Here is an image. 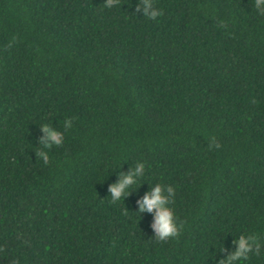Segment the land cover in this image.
Returning a JSON list of instances; mask_svg holds the SVG:
<instances>
[{
    "label": "trees",
    "instance_id": "trees-1",
    "mask_svg": "<svg viewBox=\"0 0 264 264\" xmlns=\"http://www.w3.org/2000/svg\"><path fill=\"white\" fill-rule=\"evenodd\" d=\"M103 2L0 0V264H222L241 235L259 245L243 264H264V14ZM156 183L174 189L166 240L137 212Z\"/></svg>",
    "mask_w": 264,
    "mask_h": 264
},
{
    "label": "clouds",
    "instance_id": "clouds-1",
    "mask_svg": "<svg viewBox=\"0 0 264 264\" xmlns=\"http://www.w3.org/2000/svg\"><path fill=\"white\" fill-rule=\"evenodd\" d=\"M103 3L106 7H111L112 0H104ZM253 6L258 14H264V0H253ZM136 9L141 11L142 15L148 19H155L162 14L159 9L153 6L152 0H140V3L136 5ZM63 123L65 129L70 128L72 125L70 118H66ZM41 130L44 133L43 139L45 143L42 145L45 148L52 145H60L63 142L62 134L48 125H41ZM39 156L44 163H47L46 152H39ZM144 170V164L142 162L137 163L127 174L121 175L116 182L110 184L108 193L111 200L114 202L120 201L124 196L128 195L130 186L137 184V177L142 176ZM173 192V187L156 183L136 202L137 212L147 211L152 213L151 228L157 240H166L177 235L178 225L174 218L173 210L169 207L172 202ZM235 244V251L226 261H221L222 264H232L233 261H235V264H243V261L248 258L247 253L252 251L253 245H256L257 248L259 247L254 235H241L235 241Z\"/></svg>",
    "mask_w": 264,
    "mask_h": 264
}]
</instances>
